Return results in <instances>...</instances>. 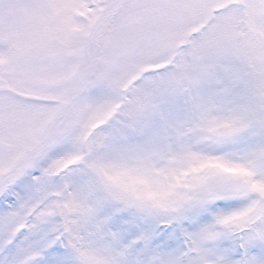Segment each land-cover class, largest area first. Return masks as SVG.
I'll list each match as a JSON object with an SVG mask.
<instances>
[{
	"label": "snow or ice",
	"instance_id": "snow-or-ice-1",
	"mask_svg": "<svg viewBox=\"0 0 264 264\" xmlns=\"http://www.w3.org/2000/svg\"><path fill=\"white\" fill-rule=\"evenodd\" d=\"M0 264H264V0H0Z\"/></svg>",
	"mask_w": 264,
	"mask_h": 264
}]
</instances>
